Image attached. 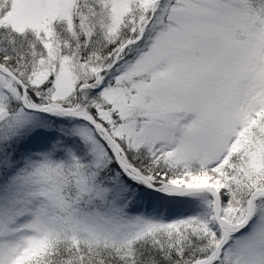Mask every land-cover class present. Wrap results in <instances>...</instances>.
<instances>
[{
    "label": "snow or ice",
    "instance_id": "obj_1",
    "mask_svg": "<svg viewBox=\"0 0 264 264\" xmlns=\"http://www.w3.org/2000/svg\"><path fill=\"white\" fill-rule=\"evenodd\" d=\"M0 264H264V0H0Z\"/></svg>",
    "mask_w": 264,
    "mask_h": 264
}]
</instances>
